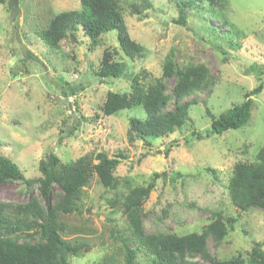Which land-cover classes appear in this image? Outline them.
Here are the masks:
<instances>
[{
    "label": "rangeland",
    "instance_id": "rangeland-1",
    "mask_svg": "<svg viewBox=\"0 0 264 264\" xmlns=\"http://www.w3.org/2000/svg\"><path fill=\"white\" fill-rule=\"evenodd\" d=\"M132 2L139 3V15L127 10ZM144 2L147 7L142 6ZM228 3L224 18L204 13L201 19L186 9L183 14L187 18L181 25L176 23L179 7L175 0H120L130 38L145 49L144 57L133 61L119 51L114 31L103 36L94 51L89 50L82 34L78 35L80 43L63 41L58 51L36 37L34 30L44 26L53 14L79 9V0H20L16 27L0 5L1 153L25 178H35L39 176V160L49 153L67 162L88 153L103 151L112 157L121 151L125 158L116 169L121 191L146 186L153 174H166L165 180H156L143 204L146 233L200 231L217 212L224 219L237 218L246 234L241 236L240 228H236L228 243L217 250L208 241L211 255L230 258L249 251L253 241L264 239V209L251 208L238 214L228 199L226 185L233 164L253 162L264 145V74L258 80L245 73L252 66L264 71V0ZM140 15L143 17L139 19ZM214 35L237 44L229 47ZM106 48L115 60L126 64L118 79L99 80L94 74ZM27 51L37 61L28 58ZM171 53L179 67L204 65L213 76V85L185 99L198 103L190 107L189 120L180 130L154 141L151 148L141 141L131 144L126 137L128 118H142L144 112L133 107L115 116H103L100 108L106 93L128 91L130 77L143 70L149 74L146 82L159 77L162 62ZM260 81L263 88L253 97L248 125L220 136L191 138L192 132L208 133L206 109L218 117L242 103L243 95ZM164 83L165 94L171 95L175 80L165 79ZM173 109L174 102L170 101L166 111ZM164 148L170 150L167 156ZM206 168L217 170V178ZM60 191L54 185L53 200ZM30 195L38 196L36 186L25 188L21 181L0 184V201L22 203ZM111 196L94 176L79 205L80 213L60 216L63 238L84 244L78 257H71L68 264H96L107 256L121 258L118 235H127L129 227L121 210L109 207ZM189 260L204 263L199 256Z\"/></svg>",
    "mask_w": 264,
    "mask_h": 264
},
{
    "label": "trees",
    "instance_id": "trees-1",
    "mask_svg": "<svg viewBox=\"0 0 264 264\" xmlns=\"http://www.w3.org/2000/svg\"><path fill=\"white\" fill-rule=\"evenodd\" d=\"M175 1L179 7V20L176 23L181 25H184L187 18L183 14L186 9H191L200 17L207 13L209 17L224 18L223 12L229 4L228 0ZM79 3V9L53 14L44 26L34 30L36 37L50 49L58 51L59 44L63 41L70 44L80 43L78 35L82 34L88 41L89 50L94 51L101 44L103 36L114 31L118 49L124 57L130 61L144 57V47L133 41L128 34L120 0H79ZM138 4H128L129 13L139 15L141 11ZM0 5L16 27L20 0H0ZM147 5V2L142 4L143 7ZM142 17L143 15H140L139 19ZM225 22L227 23V20ZM214 37L219 38L215 35ZM222 41L229 47L237 44L226 38ZM26 56L37 61L29 51ZM125 70L126 64L115 60L106 48L94 74L99 80L118 79L123 76ZM245 73L253 74L261 80L264 71L252 66ZM148 77L149 74L143 70L140 74L130 77L128 91H108L100 112L103 116L110 117L133 107L141 108L144 117L128 118L126 137L131 144L141 141L145 147L151 148L154 141L184 126L189 120L190 107L198 103L194 99H185L196 92L208 90L214 81L204 65L189 63L179 67L172 53L164 58L161 75L146 82ZM165 79L175 80L171 95L165 94ZM262 88V82L258 83L243 95L242 103L232 106L218 117H214L206 109L205 113L210 119L208 133L202 135L192 132L191 138L200 140L211 135L220 136L228 130L248 125L253 97L258 95ZM170 101L174 102V109L166 111ZM71 133L69 132V135ZM163 150L167 156L169 148ZM124 158L121 151L112 157L101 151L62 162L55 154L49 153L38 162L39 176L25 178L19 167L0 151V184L21 181L25 188L36 186L38 191V196L30 195L27 201L22 203L0 201V264H68L71 257H78L84 244H72L63 238L64 224L60 221V216L80 213L79 205L83 202L86 188L94 176L105 191L112 194L108 201L109 207L121 210L129 227L127 235H118L121 242V258L116 260L114 256H107L96 264H200L189 260L196 256L207 264H264V239L253 241L249 251L238 252L230 258L211 255L208 241H211L213 248L217 250L228 243V237L236 228H240L241 236L246 234L237 218L224 219L217 212L212 214L210 222L200 231L184 234L146 233L143 220L147 214L143 204L156 180H165L166 174H153L146 186L126 187L121 191L122 183L116 176V169ZM206 171L214 179L217 178V170L206 168ZM54 185L61 191L53 200ZM226 193L238 214L251 208L264 209V145L257 151L253 162L233 164Z\"/></svg>",
    "mask_w": 264,
    "mask_h": 264
}]
</instances>
